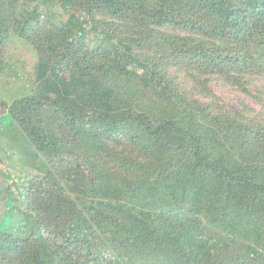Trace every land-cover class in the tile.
<instances>
[{
    "label": "trees",
    "instance_id": "16d2710c",
    "mask_svg": "<svg viewBox=\"0 0 264 264\" xmlns=\"http://www.w3.org/2000/svg\"><path fill=\"white\" fill-rule=\"evenodd\" d=\"M12 35L36 78L0 135L40 174L0 145V264H264V108L210 88L255 94L264 0H0V69Z\"/></svg>",
    "mask_w": 264,
    "mask_h": 264
},
{
    "label": "rangeland",
    "instance_id": "374dc122",
    "mask_svg": "<svg viewBox=\"0 0 264 264\" xmlns=\"http://www.w3.org/2000/svg\"><path fill=\"white\" fill-rule=\"evenodd\" d=\"M37 60V54L29 44L16 35L11 36L0 69L1 101H6L10 105L16 99L31 95L36 78ZM250 81L254 95H246L216 77L211 78L210 88L216 96L234 109H240L246 104L259 112L264 108V78L254 76ZM4 123L10 134L0 135V145L3 147L1 165L14 180L22 184L25 181H20V178L36 177L40 172L30 165L19 149L24 144L21 136L24 134L21 132L19 134L15 126V128L8 126L11 123L9 116H6Z\"/></svg>",
    "mask_w": 264,
    "mask_h": 264
}]
</instances>
